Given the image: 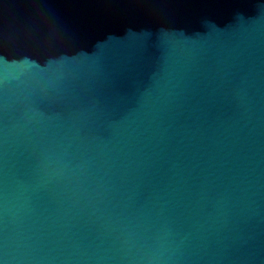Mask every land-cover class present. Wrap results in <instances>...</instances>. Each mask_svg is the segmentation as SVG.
Here are the masks:
<instances>
[{
  "label": "water",
  "instance_id": "water-1",
  "mask_svg": "<svg viewBox=\"0 0 264 264\" xmlns=\"http://www.w3.org/2000/svg\"><path fill=\"white\" fill-rule=\"evenodd\" d=\"M0 264H264V0H0Z\"/></svg>",
  "mask_w": 264,
  "mask_h": 264
}]
</instances>
